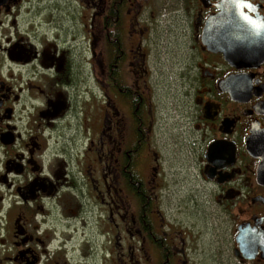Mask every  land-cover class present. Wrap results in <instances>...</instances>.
<instances>
[{
    "label": "flooded vegetation",
    "instance_id": "af4514ba",
    "mask_svg": "<svg viewBox=\"0 0 264 264\" xmlns=\"http://www.w3.org/2000/svg\"><path fill=\"white\" fill-rule=\"evenodd\" d=\"M154 2L0 0V264H264V0H180L164 27ZM237 14L223 52L207 25Z\"/></svg>",
    "mask_w": 264,
    "mask_h": 264
},
{
    "label": "rangeland",
    "instance_id": "374dc122",
    "mask_svg": "<svg viewBox=\"0 0 264 264\" xmlns=\"http://www.w3.org/2000/svg\"><path fill=\"white\" fill-rule=\"evenodd\" d=\"M154 4L157 9L161 10V14H159V19L157 21L161 27L170 23L167 11L169 7L175 6L177 9H180L181 7L180 0H177L176 2H174V0H155ZM170 39L174 41L172 38ZM178 98L179 96L174 95L173 92L165 96L164 103L165 107H168V109L166 108V111H162L165 114V120H163L161 125L158 127L160 137L159 150L162 155L161 162L165 169L164 172L167 177V183L170 184V187L174 188L177 193L185 194L188 193V188L191 185H195L196 180L192 171L185 168L186 166H190L189 162L191 161V158L186 156L183 142L181 140L183 124L180 123L178 112L175 111L176 108L172 107L174 104H177ZM203 208L205 211L211 209L207 205H204ZM193 210L194 209H192V212ZM188 211V214H191L190 209H188ZM210 224L211 221L206 218L202 223L204 227L203 245L207 252H209L208 258L213 257L212 251H208V249H211V246H209L211 241ZM212 232H216L215 229H213ZM213 234L214 233L211 235ZM211 260H206V262H211Z\"/></svg>",
    "mask_w": 264,
    "mask_h": 264
},
{
    "label": "water",
    "instance_id": "95a60500",
    "mask_svg": "<svg viewBox=\"0 0 264 264\" xmlns=\"http://www.w3.org/2000/svg\"><path fill=\"white\" fill-rule=\"evenodd\" d=\"M226 5H223L224 8ZM228 6V5H227ZM216 19L210 20L207 25V31L213 34L215 31L219 32V35L214 37L216 46L225 52L230 45L234 48H245L248 45V37H247V21L242 17V15L237 14V19L234 24H230V22L225 23L224 25L219 26L217 30L214 29V25H216Z\"/></svg>",
    "mask_w": 264,
    "mask_h": 264
}]
</instances>
